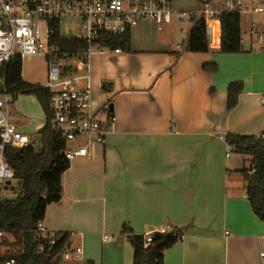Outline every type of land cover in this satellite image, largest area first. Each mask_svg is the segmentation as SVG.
I'll use <instances>...</instances> for the list:
<instances>
[{
    "label": "crops",
    "instance_id": "crops-1",
    "mask_svg": "<svg viewBox=\"0 0 264 264\" xmlns=\"http://www.w3.org/2000/svg\"><path fill=\"white\" fill-rule=\"evenodd\" d=\"M184 1L172 0L173 8L197 11L205 0ZM257 21L264 14L251 23ZM212 22L206 52L188 51L175 29L167 35L164 26L139 20L129 51L91 56L92 110L114 121L102 143L78 137L67 144L86 146L89 155L69 160L61 198L42 219L46 231L70 233L67 250L77 243L80 260L72 264H132L123 225L139 235L180 229L163 264H264V220L247 200V166L242 157H226L225 141L228 134L264 133V53L246 46L221 53ZM231 82L241 88L228 109ZM9 112L34 142L45 123L37 98L19 94Z\"/></svg>",
    "mask_w": 264,
    "mask_h": 264
},
{
    "label": "built area",
    "instance_id": "built-area-1",
    "mask_svg": "<svg viewBox=\"0 0 264 264\" xmlns=\"http://www.w3.org/2000/svg\"><path fill=\"white\" fill-rule=\"evenodd\" d=\"M223 12L235 13L239 17L243 14L260 16L264 14V0H205L197 11L176 10L172 0H0V68L15 57L22 59L32 54L44 57L47 79L41 86L50 93L48 108L52 128L66 142L62 153L68 160L76 156H88L86 146L69 148L67 142L87 137V143H102L114 121L113 116L107 117L106 112L93 111L91 106V56L110 51L120 52L119 48H111L102 39V34H123L130 31L139 20H150L159 28L178 22L192 25L194 17L206 22L218 21ZM67 20L76 24L80 33L72 37L85 41V46L74 51H61L51 43L53 24L57 23L60 33ZM189 30L187 26L181 27V35L187 38ZM239 42L242 46L248 45V49L264 53V21L251 23L247 31L240 27ZM12 103V95L2 88L0 188L3 189L7 181H10V185L15 181L13 172L3 159L4 147L22 148L33 144L32 139L12 123L9 112ZM260 104L264 107V93L260 96ZM229 154L227 149L226 157ZM10 191L14 192L15 188ZM35 231L46 237L50 244L57 240L55 233L45 230L42 221L37 223ZM165 232L167 229L158 227L144 233V246L149 245L154 234ZM3 236L5 234L0 231V238ZM42 251L43 245L39 244L38 252ZM75 252L77 256L80 248H76ZM68 253L65 249L59 254V264L62 255L67 258ZM13 263V259H7L1 264Z\"/></svg>",
    "mask_w": 264,
    "mask_h": 264
},
{
    "label": "trees",
    "instance_id": "trees-1",
    "mask_svg": "<svg viewBox=\"0 0 264 264\" xmlns=\"http://www.w3.org/2000/svg\"><path fill=\"white\" fill-rule=\"evenodd\" d=\"M217 22L219 51L240 52L243 46L239 42V15L223 12ZM212 25V21L192 18L187 37L188 51H208ZM57 26V23L53 24L51 43L61 51H74L85 46V41L81 38L61 35ZM102 39L113 49L130 50L129 30L123 34H102ZM0 80L2 88L12 95L13 101L19 94H32L45 114V123L37 132L39 151H34L32 145L22 148L6 145L3 149L4 162L13 172L19 193L15 197L0 200V231L5 235H12L19 248L0 254V264L7 259H13V264H59V254L67 249L70 233H56L57 240L50 244L35 229L37 223L44 218L46 206L61 198L60 178L69 166V160L62 153L66 142L52 128L48 108L49 91L22 79L19 57L11 59L0 68ZM240 88L239 82L228 85V109L236 105ZM107 113L110 114V111ZM225 141L230 150L250 156V165L242 169L241 174L246 181V196L252 212L257 218L264 220V133L259 136L228 134ZM121 231L133 247L132 264H163L164 251L181 238L180 229H174L154 234L149 245L144 246L143 235L133 233L127 225H123ZM39 244L43 245L42 252H38Z\"/></svg>",
    "mask_w": 264,
    "mask_h": 264
},
{
    "label": "rangeland",
    "instance_id": "rangeland-1",
    "mask_svg": "<svg viewBox=\"0 0 264 264\" xmlns=\"http://www.w3.org/2000/svg\"><path fill=\"white\" fill-rule=\"evenodd\" d=\"M184 2L185 1L183 0V3ZM201 5H202V3H201ZM258 16L259 15H245V14L241 15V17H240L241 29L247 31L249 29V25H251L250 24L251 21H253V19L257 18ZM183 26H187V29L189 30L191 24L189 22L188 23L178 22L176 24L170 23V24L165 25L163 27L162 31H165V33L167 35H169L175 29L176 34L178 35L179 38H181L183 36L181 35L180 29ZM148 27L157 31L156 25L155 26L151 25ZM60 33L62 35H66V36H77L80 34L79 31L77 30L76 24H74L71 20H67L65 22V24L61 28ZM21 77L25 81L35 83V84H38L40 86L43 85V83L47 79V63H46L44 57L37 55V54H32L30 56L23 57L21 59ZM74 140H72V141H74ZM68 143L69 142H67V144ZM32 147H33L34 151L40 150V140H39V137L37 135H36V137H34V142L32 144ZM229 155H231L232 157H239V158L242 157V159H244V161H245V164H246L245 166L249 167L250 161L247 157L242 156V155L237 154V153L231 154V152ZM12 185L15 188L14 192L10 191V190H5L2 187L0 188L1 199L15 197L16 191L18 189V184L16 181H13ZM76 246H77V243L74 241L72 243V246H71V251L68 250L69 251L68 257L64 258L62 255V259H61L62 262L60 264H72L74 261L80 260L79 255L77 257L75 256ZM18 248H19V246L17 243H15V239L12 235L7 234L4 236V238H0V254L5 253V252H13V251L18 250Z\"/></svg>",
    "mask_w": 264,
    "mask_h": 264
},
{
    "label": "water",
    "instance_id": "water-1",
    "mask_svg": "<svg viewBox=\"0 0 264 264\" xmlns=\"http://www.w3.org/2000/svg\"><path fill=\"white\" fill-rule=\"evenodd\" d=\"M246 47L248 48V45H246ZM109 109L112 110V105H109ZM8 185H9V187H8ZM7 188H9L10 190H13L14 189V186L13 185H10V181H7L5 183L4 189L6 190Z\"/></svg>",
    "mask_w": 264,
    "mask_h": 264
}]
</instances>
